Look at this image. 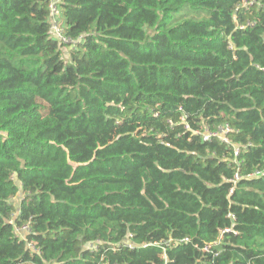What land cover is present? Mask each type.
<instances>
[{"label": "trees", "instance_id": "obj_1", "mask_svg": "<svg viewBox=\"0 0 264 264\" xmlns=\"http://www.w3.org/2000/svg\"><path fill=\"white\" fill-rule=\"evenodd\" d=\"M49 3L0 0V264H264V0Z\"/></svg>", "mask_w": 264, "mask_h": 264}, {"label": "built area", "instance_id": "obj_2", "mask_svg": "<svg viewBox=\"0 0 264 264\" xmlns=\"http://www.w3.org/2000/svg\"><path fill=\"white\" fill-rule=\"evenodd\" d=\"M49 10H50V19H51V30L53 34L60 39L62 42L69 44L72 43V39H70L66 34L64 33V27L60 24V20L57 15V7L55 1H50L49 3ZM232 127L228 123H224L214 130H210L208 128H205L204 131H196L202 136L203 140H210L212 137H217L221 142L225 143L226 145H232L233 146V154L234 156H237L239 153V147L236 144L231 143V139L229 137V133L232 132ZM264 173V167L263 169H255L250 172V176H260ZM239 176L238 174L235 175V179H237ZM229 228L220 229V232L228 231ZM15 231L17 232L18 236H21V233L24 231L25 233L29 232L28 225H24L20 228H16ZM170 241V240H169ZM179 241H187V238H183ZM168 244V243H167ZM94 247V245H91Z\"/></svg>", "mask_w": 264, "mask_h": 264}, {"label": "rangeland", "instance_id": "obj_3", "mask_svg": "<svg viewBox=\"0 0 264 264\" xmlns=\"http://www.w3.org/2000/svg\"><path fill=\"white\" fill-rule=\"evenodd\" d=\"M21 194L20 193H18L15 197H13V202L16 204V208H15V213H16V209H17V207H18V205H17V203H19L20 202V199H21Z\"/></svg>", "mask_w": 264, "mask_h": 264}, {"label": "crops", "instance_id": "obj_4", "mask_svg": "<svg viewBox=\"0 0 264 264\" xmlns=\"http://www.w3.org/2000/svg\"><path fill=\"white\" fill-rule=\"evenodd\" d=\"M50 1H55V2H57V1H59V0H50Z\"/></svg>", "mask_w": 264, "mask_h": 264}, {"label": "bare ground", "instance_id": "obj_5", "mask_svg": "<svg viewBox=\"0 0 264 264\" xmlns=\"http://www.w3.org/2000/svg\"><path fill=\"white\" fill-rule=\"evenodd\" d=\"M30 246V245H29ZM128 247H130L131 248V245H128Z\"/></svg>", "mask_w": 264, "mask_h": 264}]
</instances>
